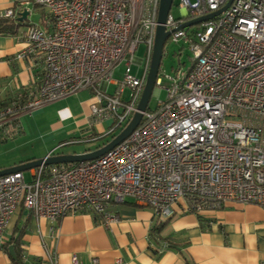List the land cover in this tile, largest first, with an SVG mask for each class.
Here are the masks:
<instances>
[{
    "label": "built area",
    "instance_id": "built-area-1",
    "mask_svg": "<svg viewBox=\"0 0 264 264\" xmlns=\"http://www.w3.org/2000/svg\"><path fill=\"white\" fill-rule=\"evenodd\" d=\"M50 14L43 29L30 26L18 59L42 63V80L27 103L0 114L9 126L17 114L35 112L90 90L93 120L124 128L138 112L150 71L160 0H21ZM229 0H180L182 18L169 12V39L194 52L193 66L167 77L165 102L144 112L139 126L100 158L80 165H41L0 177V246L19 207L52 223L76 210L112 220L107 205L127 199L150 207L162 221L183 202L192 212L227 202L264 206V0H234L220 16L180 29L222 9ZM172 9V8H171ZM10 9L1 18L15 17ZM194 25V26H197ZM141 44L145 55L135 57ZM123 63L121 81L114 80ZM133 64L143 67L141 76ZM160 73V70H159ZM158 76L155 87L162 90ZM110 85H116L109 94ZM129 99H124L126 89ZM19 98V97H18ZM8 118V119H7ZM16 127V126H15ZM17 128V127H16ZM5 129L11 136L17 129ZM94 259L92 264H97ZM55 264V263H53ZM72 264H81L77 257ZM260 264H264V259Z\"/></svg>",
    "mask_w": 264,
    "mask_h": 264
},
{
    "label": "crops",
    "instance_id": "crops-1",
    "mask_svg": "<svg viewBox=\"0 0 264 264\" xmlns=\"http://www.w3.org/2000/svg\"><path fill=\"white\" fill-rule=\"evenodd\" d=\"M20 1L0 0V14L10 9L16 12L15 17H0V103L27 98L37 91L43 75L37 59L17 58L25 49L27 33L22 29L27 25L18 20L19 13L26 10ZM95 102L93 93L86 89L31 112L33 119L37 118L33 122L19 123L17 118V128H7L18 131L12 138L20 137L13 143L33 137L44 147L39 156L18 149L0 162V170L56 155L83 154L104 145L62 151L65 143H73L69 140L73 135L88 132L94 122L100 124L91 116ZM107 207L113 218L107 224L105 217L87 209L71 211L52 223L19 207L5 232V245L0 246V264H14L9 251L13 240L28 264H72L74 256L81 264H92L94 259L97 264H260L264 259L261 205L227 202L223 208L197 213L181 201L174 205L175 215L167 221L130 199ZM161 222V236L168 241L157 244L153 230Z\"/></svg>",
    "mask_w": 264,
    "mask_h": 264
},
{
    "label": "rangeland",
    "instance_id": "rangeland-1",
    "mask_svg": "<svg viewBox=\"0 0 264 264\" xmlns=\"http://www.w3.org/2000/svg\"><path fill=\"white\" fill-rule=\"evenodd\" d=\"M180 0H174L171 13L175 18H182V13L178 7V3ZM146 6L148 7V0H146ZM25 9L29 12V16L25 21L27 26L23 27L22 29L27 32L29 27L34 25L40 28L45 29L48 26L50 20V14L48 11L39 5H36L33 1L27 6ZM201 25L191 27L192 30H196L200 28ZM145 45L141 44L139 49L136 51L135 57L141 59L145 55ZM193 57L194 52L191 48L184 42H174L171 39H168L163 52V58L160 67L159 77L162 78V85L163 88L161 91L158 90L157 87L154 88L152 93L149 108L151 110H155L156 107L160 102H165L167 100L168 92L167 88L171 85L170 79L167 77L175 76L177 73L181 71H187L190 67L193 66ZM125 66L123 63L119 64L114 73V80L121 81L124 75ZM143 67L137 64H133V73L136 75L141 76L143 73ZM116 85H110L109 87V94L115 93ZM132 94L131 89H126L124 93V99H129L130 95ZM95 98V96H94ZM97 99V97L95 98ZM28 101V99H27ZM26 101V103H27ZM25 104V103H23ZM22 104V105H23ZM33 113V112H32ZM31 112L24 113L19 117V123H26V122H33L36 119H33V114ZM1 114V112H0ZM22 117V118H21ZM8 119V118H7ZM100 123L99 125L93 123V128L89 129L88 132L85 133H76L73 135V139H69L70 141L73 140V143H65V149L62 151H66L68 149L75 148L76 150H83L84 148H95L97 145L105 144L113 139V137L119 135L124 127H118L115 129L113 133H111L112 128L116 127V124H113V121L110 120H102L97 121ZM15 124V125H14ZM17 122L10 124L8 127H15ZM7 126H3L0 124V162L7 160L11 156L15 155L16 151L20 149L21 151H29L36 156L41 154L42 148L44 147L41 143H37L34 141L33 137H29L24 139L19 144H14L15 140L19 139L20 136L17 138H12L10 134L6 132ZM33 136V133H30ZM63 146V147H64ZM86 163V162H85ZM80 165L81 163H77ZM83 164V163H82ZM65 165V164H64ZM75 166V165H74ZM77 166V165H76ZM26 180L30 181L31 175L30 170L25 171Z\"/></svg>",
    "mask_w": 264,
    "mask_h": 264
},
{
    "label": "water",
    "instance_id": "water-1",
    "mask_svg": "<svg viewBox=\"0 0 264 264\" xmlns=\"http://www.w3.org/2000/svg\"><path fill=\"white\" fill-rule=\"evenodd\" d=\"M234 0H229L228 3L219 11L213 12L207 16L198 18L193 21H189L184 23L180 29L189 28L191 26L197 25L199 23L209 21L211 19H214L218 16H220L224 11H226L230 5L232 4ZM174 0H160V7H159V15H158V22L159 26L157 28L156 33V40H155V46H154V53L152 58V63L150 67V71L148 74V78L146 81V85L138 106V112L135 113L130 123L123 129V131L113 137V139L98 149L94 151H89L83 154H75V155H56L53 157H47L45 159L36 160V161H29L26 163H22L20 165L13 166L8 169L0 170V177L6 176L9 174H13L16 172H25L28 170H31L33 168L40 167L41 165H55V164H77V163H85L89 161L96 160L106 154L108 151L119 145L121 142H123L141 123L143 119L144 112L148 109L149 102L152 96V93L154 91L155 86V80L158 76L161 62L163 58V52L165 43L169 39L171 32L166 31V28L164 26L167 16L169 12L171 11V8L173 6ZM29 16V12L27 10H24L19 13V21L25 22ZM10 255L15 259L16 254L14 251V247H9Z\"/></svg>",
    "mask_w": 264,
    "mask_h": 264
},
{
    "label": "trees",
    "instance_id": "trees-1",
    "mask_svg": "<svg viewBox=\"0 0 264 264\" xmlns=\"http://www.w3.org/2000/svg\"><path fill=\"white\" fill-rule=\"evenodd\" d=\"M21 24H25L24 22ZM166 44V43H165ZM27 101V98L25 97H15L13 99H10L9 101H5V102H1L0 103V112L7 110L10 107H14L17 108L20 105H22L23 103H25ZM66 166H69L70 164H65ZM72 165H78V164H72ZM223 208V207H222ZM164 228V222H161L160 224H158V226L153 230V239L154 242L159 244L161 241H168V238H162L161 236V232ZM13 240V239H12ZM9 244H13L14 248H15V253H16V258H12L14 264H28L25 262L24 260V255L20 249V245L17 244V241L14 242H10ZM5 245V243H4ZM170 247V245H169Z\"/></svg>",
    "mask_w": 264,
    "mask_h": 264
},
{
    "label": "bare ground",
    "instance_id": "bare-ground-1",
    "mask_svg": "<svg viewBox=\"0 0 264 264\" xmlns=\"http://www.w3.org/2000/svg\"><path fill=\"white\" fill-rule=\"evenodd\" d=\"M149 107V106H148ZM21 114H23V113H19V114H17V117L19 118V115H21Z\"/></svg>",
    "mask_w": 264,
    "mask_h": 264
}]
</instances>
